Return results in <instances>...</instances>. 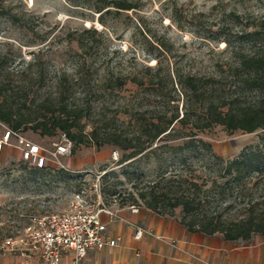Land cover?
<instances>
[{"label":"rangeland","instance_id":"1","mask_svg":"<svg viewBox=\"0 0 264 264\" xmlns=\"http://www.w3.org/2000/svg\"><path fill=\"white\" fill-rule=\"evenodd\" d=\"M128 2L133 7L111 8L99 19L87 0H0V78L8 79L0 102L30 116L56 113L65 104L66 111L81 114L78 126L88 132L92 120H99L100 129H128L131 112L145 110L161 97L146 87L150 79L161 92L174 96L180 114L183 95L177 73L202 77L205 93L216 102L257 99L256 90L238 74L237 60L238 54L256 50L264 39V0ZM76 36L88 47L79 48ZM24 84L30 86L26 93ZM59 92L63 96H57ZM3 125L7 126L0 121V136ZM20 132L48 149L51 141L61 138L59 130L40 135L27 127ZM263 133L264 129L244 132L212 124L199 135L216 155L230 159ZM8 149L0 160V243L19 235L30 216L58 212L78 195L87 199L88 207H95L98 194L111 209L128 207H118L119 202L129 192L137 196L157 169L152 156L138 154L129 163L119 162L127 151L108 143L79 144L72 151L70 142L68 154L52 157L40 168L22 160L14 146ZM104 171L107 175L101 178ZM135 205L143 206L139 199ZM178 214L176 208L173 216ZM106 252L113 255L103 249L97 256ZM20 260L18 251L0 248V264ZM26 260L42 264L36 256Z\"/></svg>","mask_w":264,"mask_h":264},{"label":"trees","instance_id":"2","mask_svg":"<svg viewBox=\"0 0 264 264\" xmlns=\"http://www.w3.org/2000/svg\"><path fill=\"white\" fill-rule=\"evenodd\" d=\"M87 1L99 12V19L111 8L118 11L133 7L128 0ZM74 39L81 49L89 45L81 37ZM229 46L227 41L226 47ZM237 61L238 74L245 76L244 82L257 92L253 101L222 98L216 102L209 97L212 94L205 93L203 85L207 82L202 77L177 73L183 95L181 113L174 96L161 92L150 79L146 87H151L154 96L161 97L149 102V108L131 112L126 130L100 129L99 120H92L90 131L83 132L78 126L81 114L66 111L65 104L56 113L51 110L48 114L30 116L14 112L0 102V121L12 130L29 127L40 135L59 130L72 143V151L79 144L96 147L112 144L127 151L121 154L119 162L129 163L138 154L152 156L157 163L156 175L140 188L137 196L129 192L118 207L136 204L139 199L145 208L159 215L173 216L179 208L178 223L188 232L219 233L227 240H247L255 234L264 236V133L256 143L244 146L230 159L216 155L211 143L199 135L212 124L244 132L264 129V39L256 50L238 54ZM7 82V78H0V96H5L3 89ZM25 85L21 88L23 93L30 87ZM57 96H63V92ZM198 106L202 107L201 111H195ZM106 175L104 171L100 177ZM254 189L258 190L256 195Z\"/></svg>","mask_w":264,"mask_h":264},{"label":"crops","instance_id":"3","mask_svg":"<svg viewBox=\"0 0 264 264\" xmlns=\"http://www.w3.org/2000/svg\"><path fill=\"white\" fill-rule=\"evenodd\" d=\"M7 149H2L4 158L10 153ZM112 210L113 215L101 212L100 218L111 237L120 236L119 245L101 249L113 252L110 256L89 251L85 264H264L263 235L227 240L219 233L188 232L176 216L159 215L144 206L137 211ZM137 227L142 229L139 237L134 235Z\"/></svg>","mask_w":264,"mask_h":264},{"label":"built area","instance_id":"4","mask_svg":"<svg viewBox=\"0 0 264 264\" xmlns=\"http://www.w3.org/2000/svg\"><path fill=\"white\" fill-rule=\"evenodd\" d=\"M3 127L0 160L4 146L17 148L21 159L35 167H44L52 157L69 153L70 141L62 132L61 138L51 141V149H48L18 130ZM97 197L95 207H88L87 199L78 195L69 206L58 212L30 216L23 231L14 237H5L0 248L18 251L21 257L18 264H26V257L31 255L42 264H85L84 258L89 251L117 245L120 241V236L113 238L107 233L106 223L100 218L101 212L113 215V210L103 204L99 194ZM128 207L131 211L138 210L135 204ZM141 233L142 229L137 227L134 235L139 237Z\"/></svg>","mask_w":264,"mask_h":264}]
</instances>
